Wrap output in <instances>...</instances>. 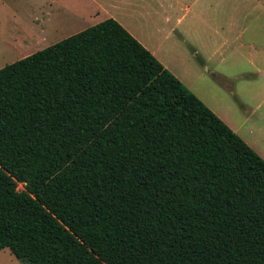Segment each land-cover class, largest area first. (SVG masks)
<instances>
[{"label": "trees", "instance_id": "16d2710c", "mask_svg": "<svg viewBox=\"0 0 264 264\" xmlns=\"http://www.w3.org/2000/svg\"><path fill=\"white\" fill-rule=\"evenodd\" d=\"M5 248L23 264H264V159L107 18L0 68Z\"/></svg>", "mask_w": 264, "mask_h": 264}, {"label": "rangeland", "instance_id": "374dc122", "mask_svg": "<svg viewBox=\"0 0 264 264\" xmlns=\"http://www.w3.org/2000/svg\"><path fill=\"white\" fill-rule=\"evenodd\" d=\"M194 1L0 0V68L71 35L61 31L47 34L44 41L37 35L26 45L16 44L14 34L23 21L39 13L60 15L58 22L70 23L63 31L75 33L115 17L147 38L157 30L169 31L168 12L170 27H179L188 40L175 36L167 41L166 56L177 77L264 159V5L259 0H200L203 16L196 18L186 10ZM163 4L172 8L167 11ZM176 40L188 50L185 58L173 49ZM0 264L23 263L5 248Z\"/></svg>", "mask_w": 264, "mask_h": 264}, {"label": "crops", "instance_id": "0c3cea01", "mask_svg": "<svg viewBox=\"0 0 264 264\" xmlns=\"http://www.w3.org/2000/svg\"><path fill=\"white\" fill-rule=\"evenodd\" d=\"M264 5V0H259ZM199 3L200 0H195L193 3V7H187L186 10L195 12L196 18H200L203 16V13L199 10ZM164 5V4H163ZM198 5L196 8L194 6ZM40 7L42 8V2H40ZM164 8L169 11L172 6L164 5ZM264 9V7H263ZM59 16V17H57ZM115 18V17H114ZM58 19H61V16L58 14L52 15V13H39L36 15L33 19V21L29 22L27 19L23 21L21 26L18 28L19 30L16 31L14 36H16L15 43L18 45H26L31 40L35 39L33 36H35L37 39H39L38 36H41L40 41H44V38L47 34L53 33L57 34L60 33H66L67 35L75 34L74 31H66L64 32L63 29L68 26L70 23L68 22L65 24V20L58 22ZM124 27H126L144 46H146L161 62L162 64L169 69L173 74L180 77L179 72L174 67L171 60L166 56V47H167V41L170 38H174L175 36L178 37L181 41L188 42L186 39V36L184 32L177 26H171L170 24L174 25V23L171 21L170 14L166 13V24L169 29V31L166 34H163L160 30H157L154 32V34L147 36V38L141 36L136 31L130 29L128 25H126L124 22L120 21V19L116 18ZM183 19L178 20V24L182 23ZM63 25H65L64 28H61ZM30 29V30H29ZM218 32V30H216ZM38 35V36H37ZM157 37L160 39V41L157 40ZM181 41L176 40L177 44L174 45L173 49L178 53L179 57L185 58L188 54V50L180 43ZM179 42V43H178ZM172 48V46H169ZM205 62V61H204Z\"/></svg>", "mask_w": 264, "mask_h": 264}]
</instances>
